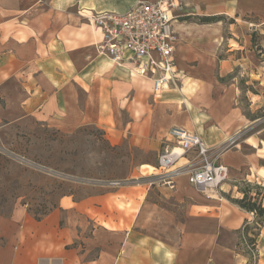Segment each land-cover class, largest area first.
<instances>
[{
  "label": "crops",
  "instance_id": "obj_1",
  "mask_svg": "<svg viewBox=\"0 0 264 264\" xmlns=\"http://www.w3.org/2000/svg\"><path fill=\"white\" fill-rule=\"evenodd\" d=\"M139 1L156 0H0V119L33 120L64 133L95 125L122 135L133 127L137 140L154 147L158 156L171 128L195 133L212 148L242 135L256 118L246 117L236 103L238 81L217 86L210 74L217 67L219 77L234 78L239 65L234 52L245 49L248 81L258 88L249 99L256 109L264 105V54L234 41L237 15L252 18L256 29L264 26V0H183L173 25L180 38L175 67L185 79L180 90L169 88L153 97L150 114L128 108L136 87L141 100L139 83L150 81L100 56V31L83 23L95 13L125 12ZM222 16L234 19L229 36ZM205 18L211 20L201 22ZM196 28L205 33L221 29L218 45H207L212 35L206 33L198 35L202 43L195 46ZM208 81L216 94L198 87ZM139 134L146 138L139 140ZM251 139L243 141L251 153L222 155L232 183L221 185L218 197L197 191L183 175L173 188L158 185L144 200L134 198L138 208L132 222L126 210L110 209L115 196L127 195L121 187L92 188L79 198L63 195L41 219L26 208L1 216L0 264H248L241 235L247 226L252 237L250 224H255L261 239L264 223L234 203L243 197L234 183H264V141L254 146ZM245 169L249 174L238 179L237 172ZM258 201L264 209V198Z\"/></svg>",
  "mask_w": 264,
  "mask_h": 264
},
{
  "label": "rangeland",
  "instance_id": "obj_2",
  "mask_svg": "<svg viewBox=\"0 0 264 264\" xmlns=\"http://www.w3.org/2000/svg\"><path fill=\"white\" fill-rule=\"evenodd\" d=\"M220 19L224 23L223 31L229 36L227 27L234 19L225 16ZM249 19L252 18L244 14L236 16L234 23L237 28L234 27V41L247 50L252 49L255 52L261 50L264 54V26L256 29ZM191 21L199 23V20L194 18ZM83 23L89 24L87 19L83 20ZM193 32L195 46L202 43V39L198 35L206 33L213 37L207 39V45L217 46L220 42L218 34L222 30L219 29L217 33L208 29L205 33L202 29L196 28ZM177 36L180 40L178 33ZM249 40L252 42L251 44H249ZM238 44L234 42V48L238 49ZM238 50V52H234V62L239 64L234 67L232 72L234 78L232 75L219 77L220 72L217 67L212 70L210 77L215 78L213 81L215 85L217 83L230 85L231 81L235 83L236 78L239 90L236 103L246 117L253 116L256 120L242 135L234 136L216 148L210 147L213 151H223L217 161L222 164V155L226 152L240 151L249 154L253 151L250 145L243 143L246 138L251 137L252 139L248 143L254 146L260 140L264 141V105L257 109L252 106L249 98L251 93L258 91V88L248 81L250 72L246 67V60L242 59V57L246 58L245 49L242 51L243 54L241 49ZM138 79L139 81L143 80ZM184 79L182 77V81ZM182 81L170 88H174L175 91L180 90ZM190 82L198 84L192 80ZM246 82L248 83L246 84ZM211 84L208 81L198 87L212 88ZM138 86L142 95L141 100L136 87V96L134 95L133 100L129 98L131 102H129L128 108L133 112H135V108H138L139 114L145 112L150 114L151 106L154 104L151 83L149 82L147 86L139 83ZM216 88L211 89L213 94H216ZM252 112L253 115H251ZM10 120L13 122L9 123ZM10 120L0 119V217L9 216L18 208H26L36 219H41L56 207L58 199L63 195H73L74 198H79L86 195L87 190L92 188L114 190L113 188L121 187L127 192V195L121 196V199L115 196L110 209L126 210L130 219L133 216L132 222L138 206V203H134L133 199L142 201L148 190L158 185H164L157 180L159 172L155 170L158 164V152L147 142H145L148 144L147 148L146 145L141 144L135 136L133 127L132 132L129 133L131 131L129 129L122 135L113 134L112 131L95 125H85L72 132L64 133L53 125L33 120L22 122ZM122 123H125L124 118ZM112 127L117 130L114 126ZM138 137L140 140L144 136L139 134ZM221 147L224 148L221 150ZM144 164L151 165L154 170L150 167L144 169L142 167ZM255 165L257 164L255 163ZM248 174L249 171L245 169L239 171V175L237 172L236 176L242 180ZM113 183H121V185ZM224 183H232L230 169ZM234 185H237L238 190L248 191L250 196H254L255 193L264 195V183L259 184L256 180L251 183L239 181ZM218 189L210 194L218 197L216 192ZM260 220L262 218L256 219L258 223ZM250 227V233L254 234V237H249L245 229L241 235L245 252L249 256L248 264H264V236L260 239L256 235L258 226L255 224H250ZM243 238L247 242L252 240L250 242L253 245L252 252L249 253Z\"/></svg>",
  "mask_w": 264,
  "mask_h": 264
},
{
  "label": "built area",
  "instance_id": "obj_3",
  "mask_svg": "<svg viewBox=\"0 0 264 264\" xmlns=\"http://www.w3.org/2000/svg\"><path fill=\"white\" fill-rule=\"evenodd\" d=\"M182 8L183 0H156L139 1L122 13H95L87 20L101 33L98 54L117 66L129 65L137 76L150 81L152 95L159 97L182 81L174 61L179 40L173 25ZM168 135L155 169L159 182L173 188L175 178L185 175L189 185L205 194L227 180L228 168L217 162L223 151H213L199 135L181 128H171ZM180 160L184 162L178 165ZM243 240L252 252L253 245Z\"/></svg>",
  "mask_w": 264,
  "mask_h": 264
},
{
  "label": "trees",
  "instance_id": "obj_4",
  "mask_svg": "<svg viewBox=\"0 0 264 264\" xmlns=\"http://www.w3.org/2000/svg\"><path fill=\"white\" fill-rule=\"evenodd\" d=\"M209 20H211V18H205L202 21H209ZM241 192L243 194V197L239 200H234V203H236L240 208L248 212H252L256 219L262 218V220H260V223L256 221L259 225L261 223H264V209L262 208L261 203L258 201L259 197L264 198V195L260 193H255L254 196H250V193L248 191H241ZM245 228L247 230L248 227L246 226ZM252 236L254 237L255 235L252 234ZM251 241L252 240H250V242Z\"/></svg>",
  "mask_w": 264,
  "mask_h": 264
},
{
  "label": "bare ground",
  "instance_id": "obj_5",
  "mask_svg": "<svg viewBox=\"0 0 264 264\" xmlns=\"http://www.w3.org/2000/svg\"><path fill=\"white\" fill-rule=\"evenodd\" d=\"M111 61V60H110ZM112 62V61H111ZM123 67H129L130 69H131V67L129 66V65H123ZM132 70V69H131ZM181 162H183V160H180L179 162H178V165H180L179 163H181ZM182 164V163H181ZM177 165V166H178ZM208 194H210V193H213V192H211V191H209V192H207Z\"/></svg>",
  "mask_w": 264,
  "mask_h": 264
}]
</instances>
